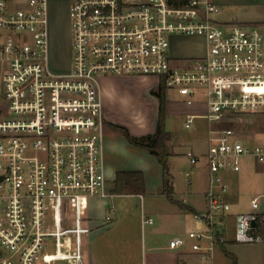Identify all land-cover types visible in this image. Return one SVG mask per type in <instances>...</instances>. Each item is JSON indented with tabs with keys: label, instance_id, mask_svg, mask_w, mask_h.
Instances as JSON below:
<instances>
[{
	"label": "built area",
	"instance_id": "built-area-1",
	"mask_svg": "<svg viewBox=\"0 0 264 264\" xmlns=\"http://www.w3.org/2000/svg\"><path fill=\"white\" fill-rule=\"evenodd\" d=\"M55 1L0 0V264L79 262L76 232L89 198L115 195L107 189L103 144L99 76L107 74L155 75L189 105L206 99L207 110L187 114L185 125L209 122L208 208L170 247L190 243L203 261L212 259L227 240L232 209L225 173L253 157L264 174V141L251 145L253 136L224 126L238 113H264V26L219 21L214 0H68L71 66L54 72ZM181 35L205 43L195 63L174 52ZM186 156L194 165L201 160L193 149ZM259 197L236 214L235 241L264 244Z\"/></svg>",
	"mask_w": 264,
	"mask_h": 264
},
{
	"label": "rangeland",
	"instance_id": "rangeland-1",
	"mask_svg": "<svg viewBox=\"0 0 264 264\" xmlns=\"http://www.w3.org/2000/svg\"><path fill=\"white\" fill-rule=\"evenodd\" d=\"M67 9L68 0L53 2L49 64L54 72L67 71L71 66V35ZM219 11H221L220 14ZM219 11L215 16L221 22L237 18V22L244 26L257 25L263 29L264 6L230 3L223 6V8L222 6L219 7ZM173 48L174 52L179 56L188 57L185 59L186 63L192 64L198 60L197 56H201L205 51V43L199 37L181 35L173 38ZM3 69V63L0 62V76ZM99 81L102 89L103 108L106 109L112 121L127 126L133 135H139L155 129L159 99L154 95L153 89L157 88L161 81L158 76L107 74L100 75ZM167 98L170 103L167 111L166 128L170 132L171 138L166 144L169 152V178L174 186V195L180 201L186 199L188 204H192L199 211H203L208 208L206 194L209 168L205 153L209 144L207 137L209 122L203 118H196L194 126L189 128L186 127L185 122L187 113L195 112V109L200 110L199 112H205L206 99L202 97L194 98L195 102L189 105L184 102V98L175 90L168 88ZM231 118L232 116L224 122L225 127L236 126L247 136H253L255 139L250 141L251 145L264 141V113H238L233 116V119ZM103 144L109 188H112V190L115 185L114 173L116 170L134 169L131 167H136L134 164L136 161H139L140 165L143 163L147 165L146 161L137 157L136 149H134L132 144L126 145V138L118 130L109 129ZM188 149H193L201 154L199 163L194 165L190 162L186 156ZM148 158L153 163L150 166L148 165V167H151V173H148V185L143 193V200L138 194L130 192L133 190H129L126 197L115 194L113 198H110L114 201L116 207L126 200L127 209L137 210L138 212L142 209V201H144V206H149L152 209H163L161 211L164 213H166L167 209L171 210L174 208L163 192V175L161 176L157 159L151 156ZM254 165L263 169L261 164L253 157H247L242 161L241 171H227L225 173V181L230 184V191L235 186H240L241 188L237 197L229 198L232 204L231 211L249 208L251 199L257 196H260V204L264 209V196L261 195L262 193L258 189L260 182H264V174L260 175V177L255 176V182L250 181V176L244 175L247 167ZM110 199L101 201L99 198H92L91 208L102 217L105 214V208L102 203ZM151 216L153 223L147 225L149 228L156 226H161L162 228L166 225H169V228H173L174 226L172 221L167 220L166 215L158 216L151 213ZM146 217L148 216L146 215ZM109 222L106 221V224ZM180 226L183 229H187L188 234L190 231L189 224L184 221L181 222ZM168 237L170 236L167 235ZM238 251L242 260H244V255L247 257L243 262L245 264H264V244H242L239 245ZM214 252L219 255V263L217 264H231V260L222 251L220 245L217 244L215 246ZM251 255L254 256V261L249 260Z\"/></svg>",
	"mask_w": 264,
	"mask_h": 264
},
{
	"label": "crops",
	"instance_id": "crops-1",
	"mask_svg": "<svg viewBox=\"0 0 264 264\" xmlns=\"http://www.w3.org/2000/svg\"><path fill=\"white\" fill-rule=\"evenodd\" d=\"M214 1L219 7L222 6V8L223 6H226V4H230V3H235L239 5L255 4L259 6H264V0H214ZM220 13L221 11H219V14ZM231 21H237V18H234V20ZM223 22H228V21H223ZM125 76H129V75H125ZM169 103L170 101L168 99L167 111L169 110ZM204 107H205L204 111H206L207 110L206 104ZM197 110L198 109H195V112H189V113H198L200 111ZM104 113L105 115L107 114L105 117V121L107 123L105 128V135H107L109 129H112L110 123H116V122L111 120L105 108H104ZM116 124H121V123H116ZM154 130L151 129V131L149 132L142 133L136 136L152 133L154 132ZM104 140H105V136H104ZM127 144L130 143L126 140V145ZM133 147L134 149H136L135 152L138 155L137 157L139 159H143L144 161H146L147 165H145L144 163L140 165V163H138L139 161H136V163L134 162L136 167L132 166L131 168L141 169L144 171L146 177V187H147L148 173L149 172L151 173L150 171L151 167H148V165L150 166L153 163L152 160H150V158L148 157L150 156L154 157V156L149 154L145 149H142L135 145H133ZM104 157H105V150H104ZM105 165H106V161H105ZM158 165L162 176L163 170L159 162ZM118 170L115 171L114 178L116 177V172ZM244 172H246L244 175L250 176L249 177L250 181H254V182L256 179L255 176L260 177V175H263V169L255 165L249 168L247 167V169ZM106 176H107V189L114 193V189L112 190V188L111 189L109 188V178L107 172H106ZM260 184L258 189L262 193L264 191V182L261 181ZM113 187L115 188V185ZM240 189H241L240 186L233 187L228 195V198L237 197V194L239 193ZM114 194L121 197H126L128 195V194H117V193ZM92 198H99L101 201H103V199H110L113 197L89 198L86 208L84 210V215H82V221L79 226V233L76 232V234L79 235V241H80V248L78 253L79 262L74 260L66 263L60 262L57 264H217L219 263V255H217L215 252L212 259L203 261L200 257V254L191 248L190 243H187L186 245L177 248L170 247V241L173 238L178 236H183V237L187 236V229H183L180 226L181 222L186 221L189 224L190 227L189 230L195 228L197 225L194 214L196 212H199V210L195 208L192 204H188L186 199L181 201L186 206L184 208L176 203L171 202L167 198L174 208L171 210L167 209L166 213L162 212L163 209H157V208L152 209L149 206L148 207L144 206V201H142L141 211L138 212L137 210H132V209L128 210L126 207V200L122 201L121 205L116 207L114 201L110 199L109 201L106 200L105 203H102L103 207L105 208V214L102 217H100V215L91 208ZM177 200L180 201L179 199ZM111 207L115 208V211L112 215L113 218L109 223L106 224V221H108L107 216L110 214ZM250 207L247 209H242V210L239 209V210L231 211V213L228 216V230L226 232L227 240L224 245L230 252L234 253L237 256L238 264H245L243 262L247 258L244 255L243 256L244 260L241 259V255H239L240 253H238L239 245L250 244L251 242L243 243L234 240L236 214L241 211H247L250 209ZM261 209L264 210L262 207ZM151 213L156 214L158 216L166 215L167 220H170L174 223L173 228L172 227L169 228V225H166L165 227L162 228L161 226L149 228L147 225H150L151 223L143 224L142 222L143 216L147 215L148 217L152 218ZM104 216L106 217L104 218ZM167 235L170 237L167 238ZM219 245L222 248V245L221 244ZM222 251L224 252L223 248ZM249 260L254 261L255 260L254 256L252 255L249 256Z\"/></svg>",
	"mask_w": 264,
	"mask_h": 264
},
{
	"label": "trees",
	"instance_id": "trees-1",
	"mask_svg": "<svg viewBox=\"0 0 264 264\" xmlns=\"http://www.w3.org/2000/svg\"><path fill=\"white\" fill-rule=\"evenodd\" d=\"M154 95L159 99L158 118L154 132L144 134L141 136L133 135L130 130L121 124L110 123V126L115 130L120 131L126 140L137 147L145 149L149 154L154 156L163 170V192L167 198L181 207H186L184 203L178 201L174 197V186L170 181V168L168 163L169 152L167 150V141L171 138L170 132L166 128L167 120V85L164 80L161 79L157 88L153 89ZM105 121V126H106ZM114 193L127 194L134 192L137 194H143L146 188L145 173L141 169H120L116 172ZM222 243V248L225 254L231 259V264H238L237 256L230 252Z\"/></svg>",
	"mask_w": 264,
	"mask_h": 264
}]
</instances>
